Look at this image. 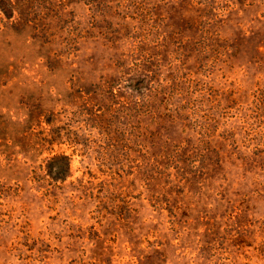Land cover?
<instances>
[{"label": "rangeland", "instance_id": "1", "mask_svg": "<svg viewBox=\"0 0 264 264\" xmlns=\"http://www.w3.org/2000/svg\"><path fill=\"white\" fill-rule=\"evenodd\" d=\"M0 264H264V0H0Z\"/></svg>", "mask_w": 264, "mask_h": 264}, {"label": "trees", "instance_id": "2", "mask_svg": "<svg viewBox=\"0 0 264 264\" xmlns=\"http://www.w3.org/2000/svg\"><path fill=\"white\" fill-rule=\"evenodd\" d=\"M48 172L56 179H65L70 172V159L66 154H55L48 164Z\"/></svg>", "mask_w": 264, "mask_h": 264}]
</instances>
